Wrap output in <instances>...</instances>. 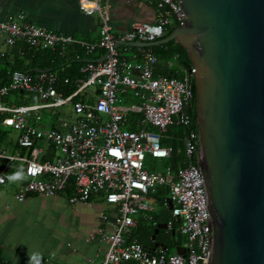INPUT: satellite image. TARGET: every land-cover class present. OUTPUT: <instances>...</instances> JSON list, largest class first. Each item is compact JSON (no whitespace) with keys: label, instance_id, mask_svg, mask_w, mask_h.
Returning <instances> with one entry per match:
<instances>
[{"label":"built area","instance_id":"1","mask_svg":"<svg viewBox=\"0 0 264 264\" xmlns=\"http://www.w3.org/2000/svg\"><path fill=\"white\" fill-rule=\"evenodd\" d=\"M152 1L157 10L154 21L137 23L116 36L111 32L107 10L99 0H78V8L83 13H99L101 36L97 42L75 40L70 35L48 30L26 20L21 13L9 15L0 22V30L9 45L23 41L30 48L55 49L76 43L87 54L98 49L103 52L102 58L85 61L80 66L82 77L74 80L76 88L68 95L61 94L58 86L70 83L69 78L60 79L54 72L14 69L10 73L9 81L0 86V126L19 133L16 140L19 152L17 156L7 155L0 141V158L23 163L26 178L15 191L17 201L32 194L68 193L70 203L87 202L100 196L114 207L113 218L101 217L113 230L101 227L92 235V239L108 243L101 264L130 261L206 264L210 213L200 168L189 162L173 175L168 170L151 171L144 163L147 155L156 159L170 156L171 147L162 145L160 140L169 126L192 124L187 109L193 99L190 79L195 68L187 69L181 79L156 76L158 58L152 50L138 47L129 57L118 51L117 43L155 41L165 35L168 26L183 23L185 14L179 0ZM89 86H94L92 93L88 91ZM16 92L21 94L12 103L9 99ZM30 96L35 101H27ZM126 96L135 101L117 104L120 97ZM68 104L73 115L71 120L60 116V109ZM46 113L47 124H43ZM132 113L141 115L139 130L125 126ZM38 142L43 145L38 146ZM183 144L188 159L197 157L200 148L197 128L186 133ZM14 172L16 169H11L8 163L1 167L0 177L4 182L0 187L10 182L7 176ZM164 185L169 187L164 205L167 206L168 200L172 202L166 228L171 231L177 226L185 235L184 255L152 250L136 239L127 241L135 226L134 216L152 211L146 198Z\"/></svg>","mask_w":264,"mask_h":264},{"label":"water","instance_id":"2","mask_svg":"<svg viewBox=\"0 0 264 264\" xmlns=\"http://www.w3.org/2000/svg\"><path fill=\"white\" fill-rule=\"evenodd\" d=\"M179 6L185 19L171 32L123 45L174 40L186 50L195 68L197 166L210 213L206 264H264V0H179ZM165 227L156 224L151 249Z\"/></svg>","mask_w":264,"mask_h":264},{"label":"crops","instance_id":"3","mask_svg":"<svg viewBox=\"0 0 264 264\" xmlns=\"http://www.w3.org/2000/svg\"><path fill=\"white\" fill-rule=\"evenodd\" d=\"M99 2L106 8L111 32L116 36L129 31L137 23L154 21L157 16L155 3L152 0H99ZM19 13L23 14L26 20L38 26L70 35L75 40L97 42L101 36L99 13L95 12L91 15L83 13L78 8V0H0V22L9 15ZM130 47L134 46L119 45L118 49L121 48V51H118L121 55L129 57L134 52ZM29 48L23 41H17L14 45L7 44L5 35L0 30V86L9 81L10 73L14 69L31 73H36L34 69H43L39 68L38 64H34L35 54H31V48ZM59 48L62 55L67 49L70 55L77 56L83 62L97 60L103 56L100 49L87 54L76 43H69L63 48ZM70 66L67 62H59L54 65L55 68L52 71L50 69L49 71L60 75L63 71L70 69ZM18 94L21 93H14V97L11 96L9 100L12 103L16 102ZM22 98V96L18 98L19 102L22 101ZM30 98L32 97H27L26 100L32 101ZM124 98L128 101L131 99L127 96ZM132 101L135 100L131 99ZM60 110V116H65L69 120L73 118L71 109L68 111L62 107ZM130 117L137 124L139 127L137 130H139L142 127L138 123L140 117ZM43 118L48 119V114L46 113ZM125 126H127V122ZM0 133L4 135V139L0 140L4 148L7 144L6 133L8 131L0 128ZM16 147L19 151L17 143ZM0 160H3L0 169L6 163L10 167L13 162L3 158ZM20 183L21 181L8 182L0 187V264H27L28 254L33 251L42 254V264H101L103 262L108 243L98 239L94 240L92 235L96 234L101 227L110 232L113 230V227L105 224L101 217L108 215L113 218L114 207L106 204L100 196L87 202L70 203L68 193H57L51 196L32 194L23 201H17L14 194ZM146 201L151 204L153 209L150 212L135 215L133 229L136 227L139 217L151 219V214L158 211L153 206L156 201L152 195L147 197ZM162 208L169 213L168 221L171 218L168 203ZM167 221L160 223L166 224ZM163 231L177 237L184 235L177 226L171 231H167L165 227ZM176 232L179 235H176ZM156 235L155 241H158ZM178 240L180 239H176L175 242L177 243ZM151 242L152 246L148 248L153 247L154 242L152 240ZM158 242L160 244L155 249H162L166 253L172 254L168 252V246L163 241ZM185 243L186 237L176 246H183ZM163 245L166 248H163ZM128 264L136 263L130 261Z\"/></svg>","mask_w":264,"mask_h":264},{"label":"trees","instance_id":"4","mask_svg":"<svg viewBox=\"0 0 264 264\" xmlns=\"http://www.w3.org/2000/svg\"><path fill=\"white\" fill-rule=\"evenodd\" d=\"M174 25H170L166 28L165 34L171 32ZM30 49V48H29ZM67 49H69L67 47ZM65 49L64 55L60 53V48L57 47L54 50L51 49H34L31 48V54H35L33 59L34 64H38L39 68L50 69L51 71L55 68V64H59L62 62H67L71 65L70 69L63 71L60 73V77H67L70 80V83L65 85H59L58 89L60 93L64 95H68L72 93L76 85L74 80L78 77H82L79 69L80 66L84 63L79 60L77 56L70 55L68 50ZM133 51L138 50V47H130ZM143 49H150L157 56L158 63L155 67L154 75H165L171 76L175 78L181 79L187 69L191 67L190 60L188 58L186 50L176 41L171 40L167 43L155 45L151 47H144ZM81 50H83L81 48ZM67 52V53H66ZM33 68V67H32ZM191 87L193 91V99L191 101V106L187 109L192 124L190 126L184 125H171L167 128L165 132L161 134V144L164 146L171 147L170 156L165 158L163 163V168L168 170L173 175H176L177 172L184 168L189 162H193L197 164V157L193 156L191 159H188L185 155L184 145H183V137L186 133L191 129L197 128L196 124V113H195V89H194V79L193 77L190 79ZM32 97V96H31ZM30 100L35 101V98L32 97ZM135 118L141 117L140 114H130L128 116L127 128L130 130H137L139 127L137 124L131 120V117ZM150 130H156L155 127H148ZM4 139L3 133H0V140ZM3 163V160H0V164ZM169 194V187L164 185L159 187L155 193H153V198L156 203L163 207L165 200H167ZM151 219L141 218L139 217L137 221L136 227L132 230L131 234L127 237V241H131L133 239H137L144 247L152 246L151 235L154 233V229L156 224L160 222H165L169 218L168 211L163 209H159L158 211L151 214ZM179 235V233H175ZM158 235H156V239ZM159 239L163 241L167 246H176L180 240L176 241L175 236L170 234H166L164 231L161 232ZM165 239H168V243L165 242Z\"/></svg>","mask_w":264,"mask_h":264},{"label":"rangeland","instance_id":"5","mask_svg":"<svg viewBox=\"0 0 264 264\" xmlns=\"http://www.w3.org/2000/svg\"><path fill=\"white\" fill-rule=\"evenodd\" d=\"M118 50L121 51V48H119ZM89 92H93L94 91V86H89L88 88ZM131 102V99L128 101L126 98L124 97H120V99L117 101V104L120 105H128ZM133 102V101H132ZM64 108L68 111H70L71 107L70 105H65ZM43 124H47V119L43 118L42 119ZM1 129L8 131V133H6V140H7V144L4 147L5 148V152L7 155H18V149L16 147V139H17V131H14L10 128H4L3 126H0ZM43 145L42 142H38V146ZM165 159H156V158H152L150 155L146 156L145 158V167L151 171H163V163H164ZM10 167L12 169V167H14L17 170L22 169L23 168V163L19 162V161H13L10 164ZM155 209L159 210V209H163L162 206H160L158 203L153 205ZM176 239H180V241H184L185 237L184 235H179V237L175 236ZM165 242L168 243V239H165ZM168 252L169 253H175V247L168 245Z\"/></svg>","mask_w":264,"mask_h":264},{"label":"clouds","instance_id":"6","mask_svg":"<svg viewBox=\"0 0 264 264\" xmlns=\"http://www.w3.org/2000/svg\"><path fill=\"white\" fill-rule=\"evenodd\" d=\"M26 178L25 173L23 169H19L16 172L10 174L7 176V179L10 182H18V181H23ZM4 179L0 177V183H3ZM42 254L38 251H33L28 254V262L27 264H42Z\"/></svg>","mask_w":264,"mask_h":264},{"label":"flooded vegetation","instance_id":"7","mask_svg":"<svg viewBox=\"0 0 264 264\" xmlns=\"http://www.w3.org/2000/svg\"><path fill=\"white\" fill-rule=\"evenodd\" d=\"M162 231H163V229H161V230L158 231V234H157L158 235V238H157L158 241H160L159 236H160V234H161Z\"/></svg>","mask_w":264,"mask_h":264}]
</instances>
